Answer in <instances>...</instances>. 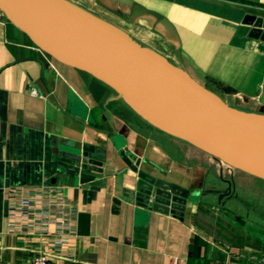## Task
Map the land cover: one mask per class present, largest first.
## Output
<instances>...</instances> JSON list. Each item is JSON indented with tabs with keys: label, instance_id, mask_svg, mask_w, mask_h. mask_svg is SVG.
<instances>
[{
	"label": "crops",
	"instance_id": "obj_1",
	"mask_svg": "<svg viewBox=\"0 0 264 264\" xmlns=\"http://www.w3.org/2000/svg\"><path fill=\"white\" fill-rule=\"evenodd\" d=\"M70 1L231 107L264 114V41L245 23L248 15L264 18V0ZM207 154L44 53L0 14V264H31L59 243L56 264H264V224L226 207L236 184L221 199L228 187L214 185L212 166L224 182L223 164ZM124 155L139 171L200 193L183 218L126 200L138 174ZM91 163L100 164L101 178ZM16 188L61 189L70 205L66 235L56 223L49 237L13 229Z\"/></svg>",
	"mask_w": 264,
	"mask_h": 264
},
{
	"label": "water",
	"instance_id": "obj_2",
	"mask_svg": "<svg viewBox=\"0 0 264 264\" xmlns=\"http://www.w3.org/2000/svg\"><path fill=\"white\" fill-rule=\"evenodd\" d=\"M0 10L44 53L105 84L158 127L264 180V114L231 107L159 54L63 0H0ZM245 23L252 38L264 41V18L248 15ZM123 157L138 174L126 200L183 218L200 193L149 176ZM91 164L101 178L100 164ZM223 181L228 191L221 199L232 193V182Z\"/></svg>",
	"mask_w": 264,
	"mask_h": 264
},
{
	"label": "built area",
	"instance_id": "obj_3",
	"mask_svg": "<svg viewBox=\"0 0 264 264\" xmlns=\"http://www.w3.org/2000/svg\"><path fill=\"white\" fill-rule=\"evenodd\" d=\"M4 17V13L0 10ZM10 214L13 220L11 226L13 229H22L25 227L27 233H37L46 237L51 236L50 223L59 224V234L67 233V224L65 216L70 210V205L66 200L61 189H49L48 193H39L35 189L24 190L14 189L11 195ZM53 219V220H51ZM28 226V227H27ZM61 243L57 245L54 255L38 251L31 264H56L52 259L61 255ZM173 264H180L175 260Z\"/></svg>",
	"mask_w": 264,
	"mask_h": 264
},
{
	"label": "rangeland",
	"instance_id": "obj_4",
	"mask_svg": "<svg viewBox=\"0 0 264 264\" xmlns=\"http://www.w3.org/2000/svg\"><path fill=\"white\" fill-rule=\"evenodd\" d=\"M63 1L66 4L70 5L71 7H73L74 9L86 13V11H82L77 5L72 3L70 0H63ZM191 149L192 148H190L189 150L193 151V149L192 150ZM207 153H208L207 155L213 157L212 154H210L209 152ZM212 167L214 170L213 176L216 179L214 185L223 190L226 189L228 187L227 183L219 180L220 169L216 166V164L213 165ZM222 168L223 171L225 172L222 178L224 180L232 181L236 184L235 193L233 194L234 196L235 195L237 196L229 200L226 203V207L228 209H231L233 212H235V215H241V216L246 215L252 221L256 223L264 224V180L252 174H249L239 168H235L231 165H228L227 163H223Z\"/></svg>",
	"mask_w": 264,
	"mask_h": 264
},
{
	"label": "flooded vegetation",
	"instance_id": "obj_5",
	"mask_svg": "<svg viewBox=\"0 0 264 264\" xmlns=\"http://www.w3.org/2000/svg\"><path fill=\"white\" fill-rule=\"evenodd\" d=\"M232 182V181H231ZM233 187H234V185H233V182H232V191H233Z\"/></svg>",
	"mask_w": 264,
	"mask_h": 264
}]
</instances>
